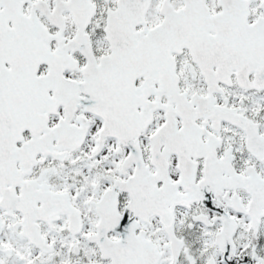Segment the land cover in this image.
<instances>
[{
    "label": "snow or ice",
    "instance_id": "1",
    "mask_svg": "<svg viewBox=\"0 0 264 264\" xmlns=\"http://www.w3.org/2000/svg\"><path fill=\"white\" fill-rule=\"evenodd\" d=\"M0 264H264V0H0Z\"/></svg>",
    "mask_w": 264,
    "mask_h": 264
}]
</instances>
